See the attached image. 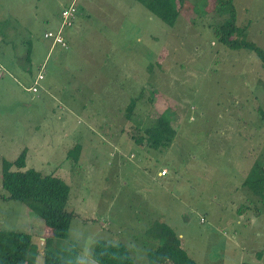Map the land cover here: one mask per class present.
Returning <instances> with one entry per match:
<instances>
[{
    "label": "rangeland",
    "instance_id": "1",
    "mask_svg": "<svg viewBox=\"0 0 264 264\" xmlns=\"http://www.w3.org/2000/svg\"><path fill=\"white\" fill-rule=\"evenodd\" d=\"M232 1L243 39L264 49V0ZM69 2L0 0V193L2 159L25 148L24 169L70 186L74 217L52 244L68 264H95L98 240L152 264L159 223L197 264H264V197L242 184L254 162L264 166V65L220 40L227 5L183 0L169 27L139 0H79L66 47L50 49L44 33ZM157 112L175 120L170 149L133 137ZM78 143L74 160L67 151ZM0 229L31 234L32 264L44 263L50 231L37 213L0 198Z\"/></svg>",
    "mask_w": 264,
    "mask_h": 264
},
{
    "label": "trees",
    "instance_id": "2",
    "mask_svg": "<svg viewBox=\"0 0 264 264\" xmlns=\"http://www.w3.org/2000/svg\"><path fill=\"white\" fill-rule=\"evenodd\" d=\"M153 15L159 17L169 27L174 26L179 16L183 0H139ZM226 4L229 17L219 25L220 40L235 49L253 50L264 65V49L254 42L243 39L246 29L236 25V9L232 0H217ZM66 30V29H64ZM64 34V31H63ZM233 35H236L235 37ZM238 35V36H237ZM28 55V54H27ZM154 87V86H153ZM141 93L130 100L125 108V116L131 118ZM153 96V94H151ZM142 99V98H141ZM153 100V97H151ZM137 100V101H136ZM140 100V99H139ZM152 120L145 124L134 139L156 150L170 149L177 137L175 120L165 113L149 115ZM264 118V114L262 115ZM126 118V119H127ZM26 150L21 151L13 160L2 159L1 187L6 194L0 198L13 199L24 203L27 208L37 213L45 221L50 235L43 242V264H68L53 248L54 239H65L74 217V212L67 208L70 186L60 177L42 174L34 168H25ZM81 144H76L67 151L74 160L79 158ZM243 187L253 195L264 197V166L254 162ZM151 231L158 240V245L147 252L150 263L197 264L181 248L180 240L167 224L159 223ZM37 254V246L32 242L31 234L0 229V264H32ZM91 260L95 264H135L128 247L121 242L98 240L90 250Z\"/></svg>",
    "mask_w": 264,
    "mask_h": 264
},
{
    "label": "built area",
    "instance_id": "3",
    "mask_svg": "<svg viewBox=\"0 0 264 264\" xmlns=\"http://www.w3.org/2000/svg\"><path fill=\"white\" fill-rule=\"evenodd\" d=\"M78 1L79 0H71L68 5L64 6L60 10V23L55 32L47 31L44 33L45 38H52L53 44H60L62 47H66V42L64 40L63 31L64 29L71 27L73 25L74 20L77 17L78 13ZM43 78V73H39L36 76V79L33 82V85L29 88L32 92H37L38 81ZM163 171L161 172V174Z\"/></svg>",
    "mask_w": 264,
    "mask_h": 264
},
{
    "label": "crops",
    "instance_id": "4",
    "mask_svg": "<svg viewBox=\"0 0 264 264\" xmlns=\"http://www.w3.org/2000/svg\"><path fill=\"white\" fill-rule=\"evenodd\" d=\"M70 1H71V0H70ZM79 5H80V4L78 3V10H79ZM63 7H64V6H63ZM63 35L65 36V30H64V34H63ZM54 46H55V44L51 43V45H50V49L53 48ZM41 72H42V71L40 70V73H41ZM42 79H44V76H43ZM42 79H41V80H42ZM39 81H40V80H39ZM39 81H38V83H39ZM29 88H30V87H29ZM29 88H28V89H29ZM160 174H161V173H160Z\"/></svg>",
    "mask_w": 264,
    "mask_h": 264
}]
</instances>
